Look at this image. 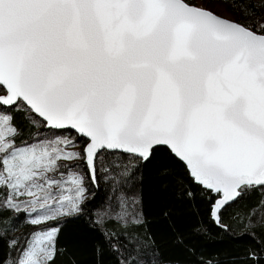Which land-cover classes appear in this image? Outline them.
I'll return each instance as SVG.
<instances>
[{
	"label": "snow or ice",
	"instance_id": "6c2138e0",
	"mask_svg": "<svg viewBox=\"0 0 264 264\" xmlns=\"http://www.w3.org/2000/svg\"><path fill=\"white\" fill-rule=\"evenodd\" d=\"M21 112L37 128L27 139ZM70 130L87 139L82 152L69 150ZM159 147L216 197L217 224L264 189V22L250 28L186 0H0V264H54L52 224L78 215L87 192L72 162L96 184L102 150L134 168ZM5 211L38 230L11 237Z\"/></svg>",
	"mask_w": 264,
	"mask_h": 264
},
{
	"label": "trees",
	"instance_id": "16d2710c",
	"mask_svg": "<svg viewBox=\"0 0 264 264\" xmlns=\"http://www.w3.org/2000/svg\"><path fill=\"white\" fill-rule=\"evenodd\" d=\"M209 1L221 3L234 22L250 28L254 22H264V0ZM186 2L195 7H210L205 0ZM24 115L17 113L15 120L23 132L21 139L35 132ZM126 182L137 192L140 222L124 225L107 219L97 226L91 211L104 195L101 187L92 188V200L81 207V213L56 224L60 233L54 264H119L129 255L132 241L143 247L139 253L146 264H253L250 253L264 256V218L252 220L257 211L264 214V189L247 192L221 211L220 228L210 219L216 197L205 196L192 183L184 166L163 147L157 148L148 162L138 164ZM187 191L195 195L184 196ZM3 218L16 225L13 231L24 230L28 234L30 229L38 230L27 225L22 213L5 211ZM18 221L22 222L20 227ZM105 233L111 234L115 251L109 247ZM97 249L102 250V255ZM8 251L6 240L0 239V258ZM126 261L140 264L133 257Z\"/></svg>",
	"mask_w": 264,
	"mask_h": 264
},
{
	"label": "rangeland",
	"instance_id": "374dc122",
	"mask_svg": "<svg viewBox=\"0 0 264 264\" xmlns=\"http://www.w3.org/2000/svg\"><path fill=\"white\" fill-rule=\"evenodd\" d=\"M205 2L209 3L210 7L203 8V9H206L223 19L234 21L233 16L227 12L226 8L221 3L210 2L209 0H205ZM34 128H35V132L33 134L37 132V128L36 127ZM65 134L68 135L69 138L72 139L75 143V147L69 150L82 152L86 144L85 140L78 138L72 132H68ZM72 163L73 165H79V167H73V171L79 172L81 175L84 176V179H85V187L87 189V192L85 194V200L83 204L81 205V207L85 203L91 202L92 200L91 189L92 188L93 190H96L97 187L99 186L103 190L102 194L104 196H102L103 198L101 202L97 203L95 205V208L91 211L92 221L97 226H100L107 219L115 220L124 225L133 223L132 222L133 217H138L139 221L141 220L137 192L136 190H132L130 188L129 186L130 183L128 184V182H126V179L130 175L123 174L124 173L123 165H129L130 173L135 169V167L134 168L131 167L127 154H118V153L113 154V152L102 151L100 154V160L97 164L96 184L91 183L87 170L82 160L74 161ZM116 165H120V167H115ZM122 212L126 213L124 221H121L118 218V214H121ZM22 214H23L24 219L26 218L27 220L28 218L27 214L26 213H22ZM69 217H72V216H69ZM262 218H264V214L262 210H259L252 215L253 221H258ZM98 219H101L102 222L96 223ZM21 224L22 222L18 221L17 226L20 227ZM52 226L55 227L56 224H52ZM31 230L32 229H30L29 232ZM24 235H26L24 230L21 231V230L16 229L15 231L11 233L10 236L11 237H22ZM130 243L132 247L128 249L129 255H127L126 258L133 257L138 263L146 264L147 261H144V259L141 257L142 255H140L139 253V251L143 247L139 243L134 242V241ZM126 258L124 260H126Z\"/></svg>",
	"mask_w": 264,
	"mask_h": 264
},
{
	"label": "water",
	"instance_id": "95a60500",
	"mask_svg": "<svg viewBox=\"0 0 264 264\" xmlns=\"http://www.w3.org/2000/svg\"><path fill=\"white\" fill-rule=\"evenodd\" d=\"M192 6V5H191ZM234 22V21H233ZM69 132H72L73 134H75V132L74 131H69ZM75 136H77L76 134H75ZM78 138H80V139H82V140H85V142H86V144H87V139L86 138H82V137H79V136H77ZM85 144V145H86ZM85 147V146H84ZM163 148H165V149H167L168 150V152L176 159V160H178L183 166H184V168H185V170H186V172L188 173V170H187V168H186V165L182 162V161H180L178 158H176L171 152H170V150L168 149V148H166V147H163ZM102 151H105V152H112V151H108V150H102ZM113 153H118V154H124V153H121V152H119V151H115V152H113ZM85 168H86V166H85ZM86 170H87V168H86ZM188 176H189V174H188ZM190 178V177H189ZM90 179V178H89ZM215 202V201H214ZM213 202V203H214ZM235 202V201H234ZM233 202V203H234ZM233 203H231V204H233ZM231 204H229V205H227L226 207H228V206H230ZM213 205V204H212ZM212 207V206H211ZM225 207V208H226ZM225 208H223L221 211H223ZM210 219L212 220V222L214 223V225L215 226H217V227H220L221 228V226L219 225V224H217L214 220H213V218H212V216H211V212H210Z\"/></svg>",
	"mask_w": 264,
	"mask_h": 264
}]
</instances>
